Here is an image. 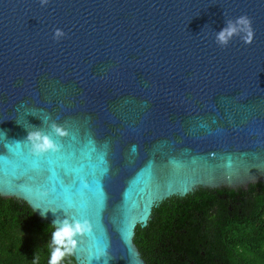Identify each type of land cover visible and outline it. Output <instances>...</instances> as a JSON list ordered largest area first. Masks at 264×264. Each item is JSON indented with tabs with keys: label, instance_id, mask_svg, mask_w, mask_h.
I'll list each match as a JSON object with an SVG mask.
<instances>
[{
	"label": "water",
	"instance_id": "obj_1",
	"mask_svg": "<svg viewBox=\"0 0 264 264\" xmlns=\"http://www.w3.org/2000/svg\"><path fill=\"white\" fill-rule=\"evenodd\" d=\"M241 14L253 41L218 44ZM31 127L60 149L16 143ZM258 180L264 0H0V195L87 220L76 264H146L133 234L153 205Z\"/></svg>",
	"mask_w": 264,
	"mask_h": 264
},
{
	"label": "trees",
	"instance_id": "obj_2",
	"mask_svg": "<svg viewBox=\"0 0 264 264\" xmlns=\"http://www.w3.org/2000/svg\"><path fill=\"white\" fill-rule=\"evenodd\" d=\"M54 227L0 195V264H47ZM133 242L146 264H264V181L167 196L135 225ZM64 264H76L72 254Z\"/></svg>",
	"mask_w": 264,
	"mask_h": 264
},
{
	"label": "clouds",
	"instance_id": "obj_3",
	"mask_svg": "<svg viewBox=\"0 0 264 264\" xmlns=\"http://www.w3.org/2000/svg\"><path fill=\"white\" fill-rule=\"evenodd\" d=\"M49 0H40L41 5H46ZM64 35L63 29L56 27L53 31V38L59 39ZM234 35L240 36V39L249 44L254 38V29L252 27L251 18L247 14H241L235 18H227L224 25L215 31V40L220 45H226ZM23 105V102H21ZM34 115V114H33ZM51 129L57 136L65 134L66 129L55 121L51 122ZM27 133L22 140H15L16 143L27 142L29 150L34 155H40L48 151H58L61 147L57 143L53 135L43 131L39 127L26 128ZM44 214L43 210L42 213ZM55 227L51 231L50 241L48 242L49 255L47 264H64L65 258L70 257L74 251L77 241V234L87 231L90 225L87 220L76 221L69 220L66 216L61 217L59 222H52ZM97 255V258L101 257Z\"/></svg>",
	"mask_w": 264,
	"mask_h": 264
},
{
	"label": "flooded vegetation",
	"instance_id": "obj_4",
	"mask_svg": "<svg viewBox=\"0 0 264 264\" xmlns=\"http://www.w3.org/2000/svg\"><path fill=\"white\" fill-rule=\"evenodd\" d=\"M262 181H264V180H262ZM255 182V181H254ZM198 187V186H197Z\"/></svg>",
	"mask_w": 264,
	"mask_h": 264
}]
</instances>
